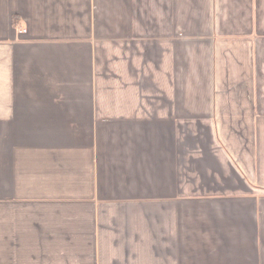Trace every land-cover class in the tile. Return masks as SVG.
Here are the masks:
<instances>
[{
  "label": "crops",
  "instance_id": "1",
  "mask_svg": "<svg viewBox=\"0 0 264 264\" xmlns=\"http://www.w3.org/2000/svg\"><path fill=\"white\" fill-rule=\"evenodd\" d=\"M0 264H264V0H0Z\"/></svg>",
  "mask_w": 264,
  "mask_h": 264
},
{
  "label": "trees",
  "instance_id": "2",
  "mask_svg": "<svg viewBox=\"0 0 264 264\" xmlns=\"http://www.w3.org/2000/svg\"><path fill=\"white\" fill-rule=\"evenodd\" d=\"M12 22L16 25V17L15 16L13 17Z\"/></svg>",
  "mask_w": 264,
  "mask_h": 264
}]
</instances>
